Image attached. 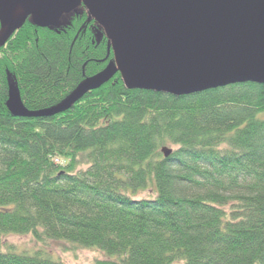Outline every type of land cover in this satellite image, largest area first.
Returning <instances> with one entry per match:
<instances>
[{
    "label": "trees",
    "instance_id": "obj_1",
    "mask_svg": "<svg viewBox=\"0 0 264 264\" xmlns=\"http://www.w3.org/2000/svg\"><path fill=\"white\" fill-rule=\"evenodd\" d=\"M112 59L83 6L0 49V247L35 246L0 248V264H64L51 246L109 258L96 264H264V84L173 96L117 73L52 117L7 107L10 89L29 112L57 107Z\"/></svg>",
    "mask_w": 264,
    "mask_h": 264
},
{
    "label": "water",
    "instance_id": "obj_2",
    "mask_svg": "<svg viewBox=\"0 0 264 264\" xmlns=\"http://www.w3.org/2000/svg\"><path fill=\"white\" fill-rule=\"evenodd\" d=\"M79 6L103 30L113 61L49 110L29 112L10 89L12 116L64 113L117 73L129 90L173 96L264 84V0H0V49L27 20L57 28Z\"/></svg>",
    "mask_w": 264,
    "mask_h": 264
},
{
    "label": "rangeland",
    "instance_id": "obj_3",
    "mask_svg": "<svg viewBox=\"0 0 264 264\" xmlns=\"http://www.w3.org/2000/svg\"><path fill=\"white\" fill-rule=\"evenodd\" d=\"M146 198V194H141L137 197ZM3 251L12 250L9 252L15 254H27L33 255L34 251H30L35 248L31 238L7 236L3 239V244L0 247ZM47 253L53 261H60L64 264H96L99 262L108 261L109 258L102 252L97 250H72L68 252H62L61 249L51 246L45 249L41 248Z\"/></svg>",
    "mask_w": 264,
    "mask_h": 264
}]
</instances>
